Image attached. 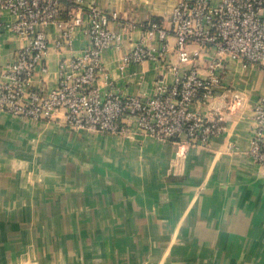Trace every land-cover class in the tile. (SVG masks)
<instances>
[{"label":"crops","instance_id":"0c3cea01","mask_svg":"<svg viewBox=\"0 0 264 264\" xmlns=\"http://www.w3.org/2000/svg\"><path fill=\"white\" fill-rule=\"evenodd\" d=\"M175 3L83 0L115 16L110 27L121 32L150 21L169 28ZM46 33L56 36L51 26ZM124 37L120 50L102 54L108 82L119 93L147 96L163 70L147 61L121 75L119 56L140 32ZM77 38L81 49L88 41ZM17 46L0 34L2 60ZM58 56L50 45L51 69ZM165 60L205 74L208 56L183 66L173 53ZM218 72L235 111L220 109L224 132L203 147L70 131L0 111V264H264V168L248 154L264 66L229 61ZM54 86L51 77L47 87Z\"/></svg>","mask_w":264,"mask_h":264},{"label":"built area","instance_id":"2783aa9c","mask_svg":"<svg viewBox=\"0 0 264 264\" xmlns=\"http://www.w3.org/2000/svg\"><path fill=\"white\" fill-rule=\"evenodd\" d=\"M111 18L83 0H0V34L18 41L6 59L0 56V111L56 121L70 131L141 133L192 146L222 135L220 109L234 112L236 97L228 99L218 71L229 61L264 66V0H176L169 28L150 21L121 32L111 29ZM50 26L56 31L52 40ZM137 29L138 42L119 56L117 68L122 75L131 65L158 63L163 71L147 96L119 93L102 61L105 51L120 50L124 34L130 39ZM77 36L88 41L81 49L74 48ZM50 45L59 55L54 69L47 62ZM172 53L180 66L208 56L205 74L195 67L180 71L165 60ZM51 77L55 86L47 87ZM250 119L248 154L264 168V96L253 104Z\"/></svg>","mask_w":264,"mask_h":264}]
</instances>
